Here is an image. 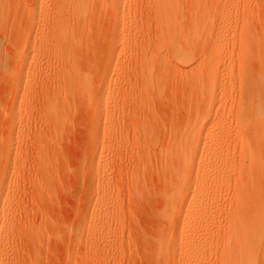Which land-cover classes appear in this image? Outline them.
I'll list each match as a JSON object with an SVG mask.
<instances>
[{
	"label": "rangeland",
	"instance_id": "rangeland-1",
	"mask_svg": "<svg viewBox=\"0 0 264 264\" xmlns=\"http://www.w3.org/2000/svg\"><path fill=\"white\" fill-rule=\"evenodd\" d=\"M263 152L264 0H0V264H227Z\"/></svg>",
	"mask_w": 264,
	"mask_h": 264
},
{
	"label": "bare ground",
	"instance_id": "bare-ground-1",
	"mask_svg": "<svg viewBox=\"0 0 264 264\" xmlns=\"http://www.w3.org/2000/svg\"><path fill=\"white\" fill-rule=\"evenodd\" d=\"M24 88L25 87L22 86L21 90H24ZM262 148H263V146H262ZM246 153L249 154V157H252V156L254 157L255 155H257V154L254 153V150H252V151H248L247 150ZM200 155H201L200 149L199 148H195V149H193L191 151L190 157H191L192 160H196ZM259 170H260V168H259ZM244 172H248L249 173V171H244ZM244 172H243V174H245ZM263 172H264V170H263ZM250 173H251V170H250ZM246 176L249 178L248 175H246ZM252 181H251V183H252ZM242 183L245 184V180ZM246 183H247V180H246ZM251 183H250V185H252L254 182L252 184ZM257 184H258V182H257ZM254 185H255V183H254ZM255 187H256V185L254 186V188ZM250 188H252V186ZM254 188H252V189L254 190ZM252 189H249V191L252 190ZM256 189H257V187H256ZM236 192H237V190H236ZM248 194H249V192L246 193V195H248ZM252 196H253V194H252ZM240 197L241 196H239V198ZM237 198H238V196H237ZM238 202H240V201H238V199H237V203ZM239 204H237V206L232 204V205H234V208L235 207H237V208L236 209L232 208L235 211L230 210V211H233V214L231 213V216L226 218V219H228V221H227V229H226V232H225L226 233V242H227L225 246L228 248V250L224 253V259H225V262L227 264H233L232 263V259H233L234 256L237 255L238 256V264H252L253 263V256L255 255V252L257 251V248L261 247L262 252H264V237H262V234L264 233V192L263 193L260 192V191L258 192L257 198L252 202L251 208H249V209H251L249 211V213H246L248 209L246 210V212H244L243 209H241V207H238ZM241 204H242V201H241ZM240 206H242V205H240ZM239 209H240V211H239ZM243 212H244V214H243ZM241 216H243V217L245 216L244 220L241 219ZM233 240L235 241V243H234L235 247L233 245L230 246V243L233 242ZM232 247H234L233 248L234 251H233V249L229 250Z\"/></svg>",
	"mask_w": 264,
	"mask_h": 264
}]
</instances>
